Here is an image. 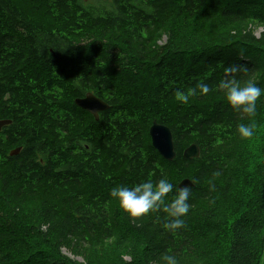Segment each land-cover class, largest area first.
Listing matches in <instances>:
<instances>
[{"label": "trees", "instance_id": "16d2710c", "mask_svg": "<svg viewBox=\"0 0 264 264\" xmlns=\"http://www.w3.org/2000/svg\"><path fill=\"white\" fill-rule=\"evenodd\" d=\"M252 24L264 25V0H0V119L11 121L0 130V264H98L94 248L111 240L103 264H264V138L243 206L229 188L242 156L228 147L244 151L236 128L264 121V93L248 117L217 88L236 65L264 89V29ZM87 93L107 106L97 120L75 103ZM153 121L171 131L170 161L152 146ZM191 143L200 154L187 159ZM162 178L174 185L166 204L193 182L175 231L164 206L132 218L110 196ZM215 235L220 246L205 243Z\"/></svg>", "mask_w": 264, "mask_h": 264}, {"label": "clouds", "instance_id": "9594fccd", "mask_svg": "<svg viewBox=\"0 0 264 264\" xmlns=\"http://www.w3.org/2000/svg\"><path fill=\"white\" fill-rule=\"evenodd\" d=\"M246 71L236 65L224 69L225 78L221 79L217 88L224 93V97L230 107L234 110L253 117L256 114V102L264 93V89L248 79L241 82L237 74ZM200 94H207L210 89L208 85L201 84L198 89ZM197 89H190L187 93L177 92L176 99L181 103H188L190 96H195ZM254 124L240 123L236 128L237 134L242 139L253 136ZM174 185L167 178L160 179L153 184L151 181H144L132 187L117 186L110 191V196L116 200L119 207L132 218H137L149 212L157 211L163 207V211L172 219L164 224L166 230L175 231L183 226L180 219L189 211V197L191 189L188 186L180 187L175 185V193L166 204V197L173 193ZM166 204V206H165ZM163 264H178L177 259L172 255L161 257Z\"/></svg>", "mask_w": 264, "mask_h": 264}, {"label": "rangeland", "instance_id": "374dc122", "mask_svg": "<svg viewBox=\"0 0 264 264\" xmlns=\"http://www.w3.org/2000/svg\"><path fill=\"white\" fill-rule=\"evenodd\" d=\"M88 1L91 3H98V4H103L104 2H110V0H88ZM252 28L255 33H259V31L264 29V25L252 24ZM66 91H69L68 87H66ZM68 103L70 104L69 101ZM253 124L256 126L255 127L256 129H254L253 136L250 138H247L246 140L244 139L243 143L241 142L237 143L236 141L237 145L244 146V151L236 150V146H228L229 149H231L232 151L237 152V153L239 152L241 154L242 162L244 164V171L240 172V174H242L241 177L236 175L237 181L234 183L229 182V184H231L229 188L232 190L231 191L232 197L234 198V202L237 200L238 206H243L245 199H246L243 196L250 190V188L248 187L250 184L249 181L252 180L251 177L255 175V173L257 172L256 166H258V159L261 154L260 145H261L262 139L264 138V121L261 122L259 126L257 123H253ZM232 143L236 144L235 140H233ZM227 154H229L231 159L235 158L234 154H232L231 152ZM213 198L215 199V197ZM204 240L206 244L217 240L215 243H217L218 246H220L225 241V240L223 241L222 238H220L218 235L211 236L210 238H204ZM111 242L112 240L103 242L99 246L95 247L94 251L91 249L83 250V253L86 256H88L93 251V255L96 259V263L103 264L106 261L107 263H110V259L113 258V249L111 248Z\"/></svg>", "mask_w": 264, "mask_h": 264}, {"label": "water", "instance_id": "95a60500", "mask_svg": "<svg viewBox=\"0 0 264 264\" xmlns=\"http://www.w3.org/2000/svg\"><path fill=\"white\" fill-rule=\"evenodd\" d=\"M77 106L93 115L95 120L98 119V113L107 108L106 104L97 99L92 93H87L83 98L75 99ZM8 119H0V130L2 127L10 124ZM149 136L152 146L165 160H172L175 157L174 143L171 131L168 126L153 121L149 127ZM16 150L10 151L15 154ZM200 154V148L196 143L189 144L183 150V157L187 159L197 158ZM178 185L180 187L193 186L189 178H183Z\"/></svg>", "mask_w": 264, "mask_h": 264}, {"label": "bare ground", "instance_id": "6f19581e", "mask_svg": "<svg viewBox=\"0 0 264 264\" xmlns=\"http://www.w3.org/2000/svg\"><path fill=\"white\" fill-rule=\"evenodd\" d=\"M11 123V122H10ZM9 125V124H8ZM3 128V127H2ZM1 128V129H2ZM20 149V147L14 148V150L18 151ZM11 151V150H10Z\"/></svg>", "mask_w": 264, "mask_h": 264}, {"label": "flooded vegetation", "instance_id": "af4514ba", "mask_svg": "<svg viewBox=\"0 0 264 264\" xmlns=\"http://www.w3.org/2000/svg\"><path fill=\"white\" fill-rule=\"evenodd\" d=\"M84 97V96H83Z\"/></svg>", "mask_w": 264, "mask_h": 264}]
</instances>
